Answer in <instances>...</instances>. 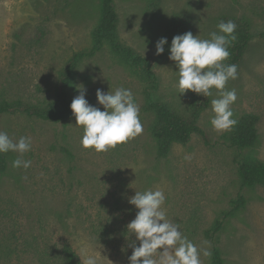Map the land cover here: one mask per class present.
<instances>
[{"label": "rangeland", "instance_id": "obj_1", "mask_svg": "<svg viewBox=\"0 0 264 264\" xmlns=\"http://www.w3.org/2000/svg\"><path fill=\"white\" fill-rule=\"evenodd\" d=\"M121 40L148 57L160 79L155 96L187 112L196 99L191 90L180 95L178 68L169 59L177 31L173 18L185 14L191 32L201 39L219 32L221 15L245 16L254 34L238 71L226 90H235L234 118L254 112L260 116L261 139L245 150L264 159V0H115ZM100 21V0H0V99L21 98L34 104L52 99L60 71L75 51L93 44ZM166 37L164 53L156 55V42ZM77 85L86 89L90 104H98L96 91L131 89L140 106L143 133L108 152L81 145L83 128L72 116L62 122L24 114H0V131L18 142L31 137L28 169L13 168L19 153L0 154V264H58L50 254L66 241L82 257L87 248L98 264H130L135 235L127 233L138 209L128 202L137 191L160 189L168 219L198 247L212 250L204 231L242 194L247 204L227 219L217 235L225 264H264V186L241 189L235 147L225 143L229 132L218 133L210 123L212 104L200 126L185 144L175 143L167 157L157 155L150 128L154 113L147 107L145 83L108 45L78 66ZM111 88V89H110ZM219 98L216 91L212 99ZM68 150V151H66ZM5 166V167H4ZM135 170V171H134ZM127 235V236H126ZM206 242V243H205ZM139 246V241H136ZM82 262L83 259L81 258ZM202 264L210 256L201 255Z\"/></svg>", "mask_w": 264, "mask_h": 264}, {"label": "clouds", "instance_id": "obj_2", "mask_svg": "<svg viewBox=\"0 0 264 264\" xmlns=\"http://www.w3.org/2000/svg\"><path fill=\"white\" fill-rule=\"evenodd\" d=\"M217 27L219 32L209 33V39L194 36L191 31L174 36L169 59L178 68L180 95L191 90L208 98L213 96V90L216 91L219 98L211 100L215 115L210 123L215 131L222 133L230 131L238 123L232 110L237 100L236 91L226 90L228 81L238 77V66L226 63L230 58L229 48L237 39V25L229 20L221 21ZM166 44V37L156 42V55L164 53ZM76 87L79 95L70 107L75 125L83 128V148L98 153L108 152L143 133L140 106L135 102L131 89L119 87L107 93L97 89L98 104L104 108L101 110L86 99L84 86ZM31 148V137L22 136L14 142L7 132L0 131V154L19 153L12 161L13 168L28 169L31 166V160L22 159ZM165 201V193L160 189L136 190L135 195L128 198V202L138 209L135 218L127 224V233L130 236L134 234L136 238L130 245L133 248L128 257L130 264H202L201 255L209 257L211 252L194 244L178 224L168 219L163 208ZM136 241H139V246ZM82 253L83 264H98L94 252L83 248Z\"/></svg>", "mask_w": 264, "mask_h": 264}, {"label": "trees", "instance_id": "obj_3", "mask_svg": "<svg viewBox=\"0 0 264 264\" xmlns=\"http://www.w3.org/2000/svg\"><path fill=\"white\" fill-rule=\"evenodd\" d=\"M232 20L236 23L237 39L229 48L230 58L228 64L238 66L243 61L244 55L254 38L251 21L245 16L221 15V21ZM119 13L115 0H100V21L93 31V44L88 49L75 51L63 69L60 71L56 93L52 99L42 104H34L21 98L0 99V114H24L28 117L45 121L62 122L71 118L70 107L72 99L69 98V89L75 88L78 78V66L85 58H91L108 45L112 53L121 58L145 83L147 107L154 113V122L150 132L153 136L157 155L167 157L175 143H188L195 134L204 135L200 126L203 112L210 106L212 97L196 95V99L190 104L187 112H183L170 103L162 101L155 96L160 88V79L148 57L126 45L119 35ZM172 26L180 32L191 31L189 18L185 14H177L173 18ZM264 36V32L262 33ZM215 90H213L214 93ZM238 123L226 134L225 143L237 149L234 162L240 178L241 189L264 186V159H260L245 150H252L260 142L259 132L260 116L254 112L242 114ZM68 151V150H66ZM5 165V160L0 156V167ZM5 167V166H4ZM3 168V167H2ZM247 204L246 197L240 192L233 200L230 209L225 210L213 223L212 227L204 231V235L212 242V250L209 264H225V258L217 235L224 228L225 222L234 216ZM48 258L55 257L58 264H83L79 254L72 244L64 242L61 248L50 254Z\"/></svg>", "mask_w": 264, "mask_h": 264}]
</instances>
